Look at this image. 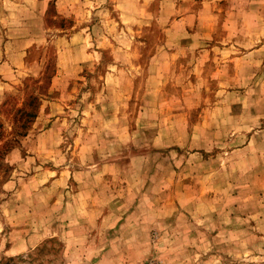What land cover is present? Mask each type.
I'll return each mask as SVG.
<instances>
[{
	"label": "rangeland",
	"instance_id": "obj_1",
	"mask_svg": "<svg viewBox=\"0 0 264 264\" xmlns=\"http://www.w3.org/2000/svg\"><path fill=\"white\" fill-rule=\"evenodd\" d=\"M264 264V0H0V264Z\"/></svg>",
	"mask_w": 264,
	"mask_h": 264
},
{
	"label": "built area",
	"instance_id": "obj_2",
	"mask_svg": "<svg viewBox=\"0 0 264 264\" xmlns=\"http://www.w3.org/2000/svg\"><path fill=\"white\" fill-rule=\"evenodd\" d=\"M138 264H161V263L157 259L149 258V259H146V260H144Z\"/></svg>",
	"mask_w": 264,
	"mask_h": 264
}]
</instances>
